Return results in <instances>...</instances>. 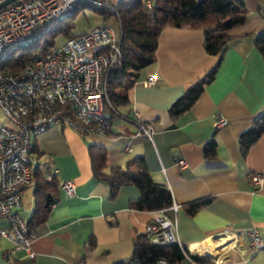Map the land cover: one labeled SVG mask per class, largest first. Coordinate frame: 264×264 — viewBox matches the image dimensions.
Here are the masks:
<instances>
[{
  "label": "crops",
  "instance_id": "0c3cea01",
  "mask_svg": "<svg viewBox=\"0 0 264 264\" xmlns=\"http://www.w3.org/2000/svg\"><path fill=\"white\" fill-rule=\"evenodd\" d=\"M261 4L262 0H244L247 18L228 31L229 45L213 81L174 120L168 116L169 105L201 79L219 55L204 52L200 30L163 27L154 62L142 69L122 108L128 117L135 111L141 122L151 125V140L135 136L133 122L118 117L110 118L103 136H83L70 126L54 124L33 138L38 166L49 168L57 181V199L49 216L33 229L29 247L33 258L0 239V264H109L131 255L134 232H144L158 212L128 207L138 197L133 185L121 186L114 199L108 196L109 186L92 178L88 158L92 144L106 149L104 171L124 167L133 155L144 157L152 180L165 184L179 206L165 214L175 220V243L191 255L215 258L220 264H264V245L252 253L246 236L250 228H257L264 241V134L244 156L236 140L264 108V62L253 44V34L264 31ZM76 19L72 32L79 34L90 26H110V21L88 12ZM153 71L156 81L145 86L142 79ZM213 135L215 157L206 159L203 146ZM182 159L186 165L178 168ZM252 174L262 177L259 186L250 182ZM68 180L75 193L67 197L60 184ZM33 190V180L22 190L18 212L26 221L34 206ZM198 198L210 200L190 213L185 203ZM232 240L237 246L228 249L226 243ZM180 264L194 263L186 257Z\"/></svg>",
  "mask_w": 264,
  "mask_h": 264
},
{
  "label": "built area",
  "instance_id": "2783aa9c",
  "mask_svg": "<svg viewBox=\"0 0 264 264\" xmlns=\"http://www.w3.org/2000/svg\"><path fill=\"white\" fill-rule=\"evenodd\" d=\"M118 1L11 0L0 7V53L31 43L36 39L38 30L51 20L67 16L76 3L103 6L114 11L112 16L117 21V32L109 25L100 24L52 44L43 57L25 61L18 69L0 67V113L8 123L0 124V239L10 241L15 250L21 248L30 259L34 255L29 247L35 232L29 230L18 209L22 207V190L30 184L31 172L38 165L33 138L54 124L70 126L83 136L91 133L104 135L109 124V113L104 107L105 103L109 107L105 78L111 67L121 61L118 42L121 30L114 9ZM145 3L150 6L149 0ZM258 11L264 21V0ZM156 76L157 72L153 71L142 79V83L151 86ZM113 115L133 122L135 136L151 140L152 127L145 121L141 122L137 112L129 117L117 111ZM219 123L225 124L222 118ZM126 149L129 150L128 147ZM184 165L186 163L182 159L176 166L182 168ZM46 177L51 180L53 174L49 173ZM248 177L257 186L262 183L260 175ZM60 185L65 196L75 193L71 180ZM178 207L172 202L168 209L176 212ZM165 211L158 210L157 216L149 221L144 230L153 244H172L176 241L173 232L175 220L168 218ZM246 236L250 252L263 247L264 241L257 228H250ZM226 246L228 249L236 248L237 241H228ZM213 262L220 264L215 258ZM155 264L167 262L160 258Z\"/></svg>",
  "mask_w": 264,
  "mask_h": 264
},
{
  "label": "trees",
  "instance_id": "16d2710c",
  "mask_svg": "<svg viewBox=\"0 0 264 264\" xmlns=\"http://www.w3.org/2000/svg\"><path fill=\"white\" fill-rule=\"evenodd\" d=\"M148 0H120L114 5L116 17L120 23L121 37L119 42L121 61L111 67L107 74L106 94L109 101L104 107L109 113L108 119L114 117L113 112L126 115L122 108L128 104L127 91L133 87L141 75L142 69L147 68L155 60L154 51L157 47V38L167 27H180L181 29L200 30L203 33V50L208 55H219L215 65L207 70L201 79L193 81L185 88L179 97L167 108L168 116L173 120L183 112H187L194 100H197L202 89L213 81L224 50L229 45L228 31L241 22L248 15L244 6V0H149L150 6L145 3ZM90 10L96 16L107 21L114 11L103 6H91L85 3H76L67 16L51 20L41 30L31 43L24 47H11L0 53V67L6 69H18L25 61H34L43 57L52 44L58 38L74 37L78 34L72 32L75 28L74 17L81 11ZM59 42V41H58ZM253 44L264 62V31L253 34ZM264 134V108L259 111L249 127H246L236 138L241 155H245L246 149L257 142L258 137ZM214 135L206 140L203 146L204 158L215 157L216 141ZM106 149L96 145L88 146V158L92 178L109 186L111 199L116 197L121 186H135L138 197L129 201L128 207L139 211L167 210L172 203L169 189L161 182L153 181L144 157L131 156L124 167L121 165L106 167ZM39 153L37 152V156ZM49 168L35 166L32 170L34 206L26 225L29 230L35 229L49 216V209L56 202L58 185L54 177L47 180ZM210 198H198L195 201L185 203L188 211L193 213L199 207L205 206ZM132 253L127 258H122L109 264H155L163 258L167 264H180L186 257L194 264H214L212 260L202 256L191 255L189 251L177 244H153L148 233L134 232L132 238Z\"/></svg>",
  "mask_w": 264,
  "mask_h": 264
},
{
  "label": "rangeland",
  "instance_id": "374dc122",
  "mask_svg": "<svg viewBox=\"0 0 264 264\" xmlns=\"http://www.w3.org/2000/svg\"><path fill=\"white\" fill-rule=\"evenodd\" d=\"M86 12L93 14L90 10L86 9V10H84V11H81L79 14L75 15L74 19L77 21L76 16H79V15H81L82 13H86ZM94 15H95V14H94ZM89 18H90V17H89ZM75 20H74V23H75ZM86 21H87V18H86ZM109 21H110V26L112 27L111 29H113V30H115V31L117 32V30H116V27H117V21H116V18L113 17V16H111L106 22H109ZM107 25H108V24H107ZM90 27H91V26H90ZM90 27H89V28H90ZM91 28H93V27H91ZM63 38H65V37L62 36L61 39L58 38L57 42H58V41H62ZM5 120H6V119H5V117L3 116V114L0 113V124L4 123V124L8 125V123H7ZM43 132H44V131H43ZM43 132H40V134L43 133ZM40 134H37L35 137L38 138V137L40 136Z\"/></svg>",
  "mask_w": 264,
  "mask_h": 264
},
{
  "label": "water",
  "instance_id": "95a60500",
  "mask_svg": "<svg viewBox=\"0 0 264 264\" xmlns=\"http://www.w3.org/2000/svg\"><path fill=\"white\" fill-rule=\"evenodd\" d=\"M11 0H4L3 2H0V7L5 6L6 4H8Z\"/></svg>",
  "mask_w": 264,
  "mask_h": 264
}]
</instances>
